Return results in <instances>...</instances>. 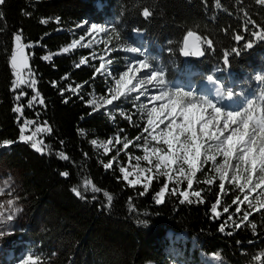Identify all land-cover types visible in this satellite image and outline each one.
Here are the masks:
<instances>
[{
  "label": "trees",
  "instance_id": "obj_1",
  "mask_svg": "<svg viewBox=\"0 0 264 264\" xmlns=\"http://www.w3.org/2000/svg\"><path fill=\"white\" fill-rule=\"evenodd\" d=\"M143 7L152 11L149 18L142 15ZM83 22L107 24L113 38L115 28L121 44L133 41L139 32L169 80L183 77L181 68L192 72L196 86L217 75V69L237 81L257 71L264 73V39L252 35L264 31V4L258 0H5L0 4V154L10 168L21 171L24 219L20 229L4 239V252L16 261L30 250L40 264H167L168 249L178 245L195 264L210 258L221 264H261L254 257L264 253V209L236 228L243 211L250 209L244 204L236 213L232 201L237 195L243 199V194L231 188L227 195L221 194L218 178L212 185L204 183L206 177L216 175L210 164L197 173L200 183L194 180L189 192L200 191L201 197L190 195L191 203H182L179 192L172 195L170 191L164 202H155L166 177L154 175L147 191L144 184L132 185L123 179L120 165L113 160L115 152H105L99 144L116 136L135 139L145 120L132 112V106L121 107L122 116H109L93 111L87 103L108 97L112 82L107 74L95 73L97 64L87 49L72 47L80 35L76 26ZM189 31L201 37L204 55L200 59L180 55ZM21 33V43L31 45L25 48L29 74L36 84L35 90L22 85L26 95L17 101L10 56L14 36ZM205 40L212 41L210 48ZM249 42L252 46L246 47ZM81 59L86 63L80 64ZM109 71L118 78V71ZM35 92L40 96L28 107ZM41 98L44 104L39 103ZM17 105H23L22 116L13 111ZM129 115L132 121L126 119ZM24 120L35 122L25 135L36 127L51 128V132H36L35 139L47 146L44 152L19 140ZM4 140L13 143L3 145ZM118 158L126 160L121 153ZM110 160L112 166L105 168ZM85 181H91L87 190ZM92 185L100 191H93ZM74 186L83 198L72 192ZM174 186L169 182V189ZM185 189L183 181L180 190ZM105 192L112 196L110 203ZM218 195L220 215L216 216L211 206ZM256 195L252 193L250 199L259 207ZM224 207H229L227 213ZM179 233L186 237L175 242Z\"/></svg>",
  "mask_w": 264,
  "mask_h": 264
},
{
  "label": "snow or ice",
  "instance_id": "obj_2",
  "mask_svg": "<svg viewBox=\"0 0 264 264\" xmlns=\"http://www.w3.org/2000/svg\"><path fill=\"white\" fill-rule=\"evenodd\" d=\"M5 0H0V4H3ZM259 3L264 4V0H258ZM142 15L145 18H149L152 15V11L148 7H143ZM59 21V17L56 18ZM42 23H47L46 20H42ZM105 27L99 24H91L88 28V33H104ZM115 33V39H120V34L115 28L112 29ZM253 36L264 39V31H257L252 33ZM189 37L194 38V43L189 44ZM15 46L11 52L10 63L13 69L15 79L12 81V89L18 91L16 100L19 101L21 97L26 93L22 89V85H27L29 88L35 90V79H29L23 75L24 70H31L28 68V56L25 54V47H31V45H24L21 43L22 33L14 36ZM236 40L243 39L241 36H236ZM84 40L82 36L80 40L74 41V44H80ZM201 37L196 33L189 31L184 38V48L181 49L185 56L195 55L202 56L204 52L199 46ZM108 43H111L109 41ZM209 48L212 46L211 40H205ZM90 47V44L82 45ZM249 42L246 47H251ZM107 47V45H106ZM126 51L130 53H140L143 58L132 60L127 66L126 70L119 73V79L114 81L115 89L109 88L111 93L110 98L101 97L102 103L93 98L87 101L88 104L93 106V111L102 108L105 105H113L115 101H119L122 98L129 97L132 93H138L135 97L139 100L140 97L145 96L149 90V86L158 89L156 94L148 97L147 104H140L139 110L146 115V125L140 136L135 138L136 141L143 139V157L136 158L135 170L137 172V178L135 180L128 181L129 175L124 167L120 168V172L123 173V179L128 181L129 184L136 185L141 183L140 176H143L145 172L152 173L155 170L157 178L166 177L164 185L155 194V202L157 204L164 202L166 194L169 193L179 195L183 197V202H189L190 195L197 198L201 197L200 191H191L193 189L194 180L196 183H200L196 180L197 173L203 170L205 164L209 161L213 164L212 171L215 172V176L206 177L204 183L212 185L214 181L219 179L220 193L223 195L228 194L229 188L232 190H238L243 194V199L239 195L233 199L232 204L236 205V213H241V205L247 204L250 211H243L242 219L240 223H236V228L241 227L244 222L249 221V217L253 212L264 209V104L256 105L253 101H248L247 106L238 110H228L226 107L218 106V102H214L213 99L207 96L197 95L193 91H186L183 87H171L165 78V72L162 68L155 67L151 62V59L141 52L138 47L127 46ZM65 52L68 49H64ZM111 51V49H108ZM235 51V49H233ZM49 59V57H44ZM100 66L95 69V73L105 72L106 63L111 64V60L104 61L103 58ZM84 59L80 60V64H84ZM224 63L228 64V53L224 54ZM79 67V65H77ZM94 73V75H95ZM209 81L213 80V76H208ZM257 79H262L257 77ZM219 83V81H217ZM55 86V82H54ZM79 87V86H78ZM69 89L75 91V89ZM63 92V90H61ZM226 95L228 98L234 96V92L231 89L224 90L221 86L217 89V96L220 97ZM40 96L39 92L28 100L27 106L32 107L33 102L37 101ZM261 98L264 99V93L261 94ZM40 104H44V100L39 99ZM150 105V106H149ZM135 107V105H134ZM13 111L23 115V105H17L13 108ZM124 115V113H121ZM19 119V117H18ZM129 121H132V116L126 117ZM35 123L34 121L24 120L20 127L19 140L23 142H30V146L38 152H44L46 145L43 141L36 140V132H51V128H37L36 132L32 135H25V131L29 124ZM163 126V127H161ZM123 131V130H121ZM147 134V135H145ZM117 142H120L119 136H117ZM127 140V137H125ZM151 141H155L157 145L161 146L149 147ZM13 141L4 140L3 145H11ZM93 145L97 144L96 140L91 141ZM111 143V140L109 141ZM132 141L128 140L123 144V148L127 149ZM139 147L140 145L137 144ZM108 148H105V152ZM61 158L68 159L63 153H60ZM119 156V152H117ZM217 157H221V161L217 162ZM117 157H113L115 160ZM147 161L149 167L141 168L140 160ZM112 166V160L104 165L105 168ZM61 175L68 176V172H62ZM153 175H147L144 177L146 183H144L145 191L148 190L149 185L153 181ZM186 181L187 189L180 190V184ZM169 182H174L175 186L169 189ZM226 182L227 186L226 187ZM91 181H85L84 189L87 190ZM259 189V192L257 190ZM72 192L76 196L83 198L82 191L78 187H73ZM93 191H100L99 188L92 185ZM4 189L0 188V192ZM252 193H257L255 199L259 205L257 207L250 199ZM109 203L112 200V196L107 192L104 193ZM13 200L9 199L7 205H0V208L13 205ZM221 204L219 195L215 203L211 206V211L216 216L220 213L217 212V206ZM230 207V206H229ZM229 207H224V213L229 211ZM13 219L11 214H5L0 212V223L10 221ZM232 219L231 216L228 217ZM143 223V222H142ZM251 227L255 230L256 225L252 224ZM221 232L225 230V226L221 225ZM0 235H3L0 232ZM217 258L219 254H216ZM262 256L257 255L255 260L262 261ZM20 264H40V258L34 257L33 254H29L24 257Z\"/></svg>",
  "mask_w": 264,
  "mask_h": 264
},
{
  "label": "rangeland",
  "instance_id": "obj_3",
  "mask_svg": "<svg viewBox=\"0 0 264 264\" xmlns=\"http://www.w3.org/2000/svg\"><path fill=\"white\" fill-rule=\"evenodd\" d=\"M97 4H100L99 1L96 2ZM102 4V3H101ZM91 24H97V23H88L83 22L76 26L78 29L80 35L79 37L74 40L78 41L83 36L84 40L80 42V44H72V47H82L88 50L89 52V58L91 61H94V63L97 64V68L100 66V63L102 62V59L106 62L108 60H111V64L106 63V69L101 71V74H107L109 79L111 80L110 88L115 89L116 85L114 81L118 78H113V75L109 73V69H115V71H118L119 73L126 70V66L132 61L136 59H142L143 56L140 53H130L126 51L127 46H133L138 47L141 49V52L145 55H147L151 62L154 64L155 67L161 68L159 65H156V59L152 56L151 52L149 51L147 44L144 43V41L141 39V34L139 32L135 33L133 36L135 37L133 41H129L126 44H121L119 40H116L113 38L109 32H108V26L107 24H99L105 27L106 31L104 33H88V28H90ZM111 41V43H108ZM90 44V47H85L82 45ZM107 45V47H106ZM15 46V39L13 40V48ZM108 49H111V51H108ZM25 54L27 55V50L25 48ZM28 56V55H27ZM11 65V63H10ZM12 68V67H11ZM13 72V69H12ZM222 69H217L215 73L217 75L213 76V80L210 81L213 84L209 82L207 78L201 81L200 86H196L194 84V81L192 80V72H190L186 68H181L179 73L183 75V77H178L173 80H169L166 77V81L168 82L169 86L171 87H183L186 91H193L197 95L201 96H207L210 99H213L214 102H218V106L226 107L228 110H238L241 108H244L247 106L248 101H253L256 105H262L264 104V99L261 98V94L264 93V73L263 72H254L253 74H247L245 75L241 80L237 81L235 78L227 77V72L222 73ZM221 73L223 75H221ZM23 75L29 79H31V76L28 72V70H24ZM13 76L15 79V75L13 72ZM261 77L262 79H257V77ZM219 81V83H217ZM221 86L224 87V90L227 91V89H231L234 92V96L231 98H228L226 95H222L220 97L217 96V89ZM158 89L149 86V90L145 96L140 97L139 100H136L135 97L138 95V93H132L127 98H122L119 101H115L113 105H105L102 108L98 109L100 111L105 112L109 116H113L114 113H118L121 115L123 113V109L121 107L123 106H132L133 113H135L138 117H143L145 120L146 125V115H144L139 110L140 104H147L148 103V97L156 94ZM111 93H109L108 97L110 98ZM102 103V101H100ZM135 105V107H134ZM150 106V105H149ZM163 127V126H161ZM31 129L32 127H29L27 129ZM36 127L34 130H31L28 135H32L33 132H36ZM147 135V134H145ZM117 136L109 139L106 142H100V146L105 151V148H108L107 152L114 151V157H117L115 162H117L118 165L121 167H124L128 172L132 173V175H129L128 181L135 180L137 178V172L138 170H135V165L137 163L136 158L137 157H143L145 154L143 151V144L144 141L141 139L140 141H136L135 139L131 140L132 143L129 144L127 149L123 148V144L127 143L128 139L125 140V138H122L119 136L120 142H117ZM111 140V143L109 141ZM137 144L140 146L138 147ZM154 146H161L166 148V146L157 145L155 141H151L149 144V147ZM117 152L119 154L121 153L122 156H126V160L118 158ZM221 161V157H217V162L219 163ZM208 164L211 165L213 169V164L211 161L208 162ZM140 167L141 168H148L149 165L147 161H144L143 159L140 160ZM214 172V171H213ZM215 173V172H214ZM123 174V173H122ZM147 175H156L155 170L153 169L152 173L145 172L143 176H140L141 183H146L144 177ZM21 171L16 168H10L7 163L5 162V158L2 154H0V188L4 189L3 192H0V205H7V201L9 199L13 200V205L6 206L4 208H0V212H4L5 214H11L13 216V219L10 221H6L4 223H0V232L3 233V235H0V264H20L21 260L26 257L29 254H32L30 250H25L22 252L16 261H12L11 253H5L4 248V239L13 234L14 232L18 231L20 229V225L24 219V213H23V207L20 202V183H21ZM186 236L183 233H179L175 236V242H178V240L184 239ZM169 259L167 264H195L194 260H189L188 256L186 257L183 253V250L178 245L170 246L168 249ZM188 255V254H187ZM205 264H221L218 262L217 259L210 258V261L208 259L204 260ZM196 264H203V263H196Z\"/></svg>",
  "mask_w": 264,
  "mask_h": 264
},
{
  "label": "water",
  "instance_id": "obj_4",
  "mask_svg": "<svg viewBox=\"0 0 264 264\" xmlns=\"http://www.w3.org/2000/svg\"><path fill=\"white\" fill-rule=\"evenodd\" d=\"M193 32V31H192ZM195 33V32H194ZM197 35V34H196ZM198 36V35H197ZM195 41H194V38H192V37H189V44L191 45V44H193ZM199 43V46H200V42H198ZM182 48H184V40H183V44H182ZM181 48V49H182ZM200 48H201V46H200ZM181 49H180V55H181V57L183 58V59H192V58H194V59H200L202 56H195V55H189V56H185L184 54H183V52L181 51ZM201 50H202V48H201Z\"/></svg>",
  "mask_w": 264,
  "mask_h": 264
},
{
  "label": "bare ground",
  "instance_id": "obj_5",
  "mask_svg": "<svg viewBox=\"0 0 264 264\" xmlns=\"http://www.w3.org/2000/svg\"><path fill=\"white\" fill-rule=\"evenodd\" d=\"M210 82V81H209ZM211 84H213L212 82H210Z\"/></svg>",
  "mask_w": 264,
  "mask_h": 264
}]
</instances>
